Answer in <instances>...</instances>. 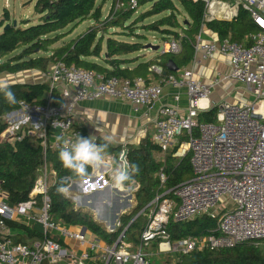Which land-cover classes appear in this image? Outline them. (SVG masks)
I'll use <instances>...</instances> for the list:
<instances>
[{
	"label": "built area",
	"instance_id": "obj_1",
	"mask_svg": "<svg viewBox=\"0 0 264 264\" xmlns=\"http://www.w3.org/2000/svg\"><path fill=\"white\" fill-rule=\"evenodd\" d=\"M139 1L115 0L113 13L125 8L133 10ZM200 1L205 5L206 22L231 20L239 8L246 11L258 31L248 38L250 45L228 39L202 41L200 32L193 57L178 71V76L172 74L149 83L142 78L105 79L100 74L57 61L43 75L50 90L58 94L60 103H20L19 110L4 117L6 130L0 136L13 142L32 135L39 140L44 154L48 150L58 153L57 135L75 141L80 134L72 118L78 103L107 99L127 104L137 112L151 109L160 100L164 87L177 92L185 90L184 115L176 107L162 106L156 111L153 123L152 141L163 154L185 145L190 155L191 179L175 188V201L164 198L158 205L163 195L154 200L158 209L142 229L137 249H133L124 232L118 237L122 238L116 248L115 244L101 248L98 239L84 229L66 227L52 220L47 192L54 174L44 167L34 183L30 200L10 207L5 204L6 194L0 191V264H86L87 261L151 264L152 254H145L143 250L156 242L159 254L187 255L193 251H218L264 241V0ZM180 50L179 41L159 45L160 54L175 55ZM216 57L227 62V72L216 75L211 82L196 79L195 68ZM149 72L157 78L164 74L158 65L151 66ZM226 84L242 86L249 99L241 95L235 103L222 101L212 106L209 100L214 89ZM173 99L178 103L180 94L175 93ZM212 107L217 108L215 122L198 123L199 113ZM122 153L117 162L120 165H123ZM108 176L110 179V172ZM159 180L164 183L163 173L159 174ZM36 195L42 197L40 209L33 201ZM199 216L217 219L216 235L170 240L166 232L170 219L183 223ZM21 220L39 224L44 239L30 245L14 243L13 230L5 222ZM119 227L117 220L108 232L113 233ZM48 233H54L62 241L76 242L82 252L76 256L64 245L47 238Z\"/></svg>",
	"mask_w": 264,
	"mask_h": 264
},
{
	"label": "trees",
	"instance_id": "obj_2",
	"mask_svg": "<svg viewBox=\"0 0 264 264\" xmlns=\"http://www.w3.org/2000/svg\"><path fill=\"white\" fill-rule=\"evenodd\" d=\"M37 0L33 11L38 17L36 25H28L23 21L22 26L13 27L10 23L8 11L3 10L0 16V75H16L22 72L36 71L45 73L50 65L62 61L66 66H73L89 72L102 75L105 79L116 78L132 80L142 78L145 82L151 66L158 65L164 70L160 80L173 73L167 72L165 66L172 61L177 68L186 67L192 57L196 37L203 29L215 34L219 40L228 39L237 44L250 45L248 38L258 31L252 23L248 13L242 8L231 20H204L205 5L202 1L192 0H140L135 9L118 10L113 13L115 0H111L109 14L102 17V6L106 0ZM151 4V16L163 14L156 21L142 26V31L155 33L161 42L179 41L181 50L178 54H160L154 51V57L148 61L138 56L144 47V37L135 33V21H141L142 15L133 23L139 7ZM185 14L183 23L179 24V11ZM90 21L92 26L61 46L57 44L70 36L83 22ZM5 24L10 27L4 30ZM27 26V27H26ZM24 27V28H22ZM120 29V32H111ZM131 36L133 41H125L118 37ZM117 37V38H115ZM149 45V44H147ZM159 46V45H158ZM15 93L16 105H9L0 94V136L6 130L4 117L20 109V103L30 105H57L60 98L55 91H51L47 82L32 84H9ZM217 108L198 115V123L215 122ZM79 136L88 137L84 129L76 128ZM195 134V132H194ZM102 143V141L100 142ZM125 161L128 165L139 166V174H133V181L137 190L133 193L135 206L119 217L120 227L109 233L101 223L95 220L93 214L82 208H75L74 204L64 196L58 194L56 187L62 177L71 173L64 169L58 159L57 152L43 150L39 140L32 135H25L20 141L9 142L0 137V191L6 194L5 204L14 207L30 200L34 183L43 168L53 172V180L48 188L49 214L52 220L63 226L79 227L93 235L107 246L115 244L121 233L133 248L139 246V235L151 216L150 210L157 211L158 205L164 198L173 201V192L176 187L191 179L189 164L190 155L177 157L174 150L168 154L160 151L152 140L146 138L137 147L125 148ZM124 151V150H123ZM115 159L118 161L121 150L117 149ZM91 175V168H89ZM163 173L165 181L160 183L159 174ZM88 176H85L82 181ZM163 195V196H162ZM162 196L161 198H159ZM159 198L158 205L153 203ZM33 201L38 209L42 206V197L36 195ZM100 198L94 204H99ZM151 204V205H150ZM89 205H92L90 202ZM155 207V208H154ZM5 222L13 230L14 243L30 245L35 241H42V228L35 221ZM217 219L208 216H199L190 221L177 223L172 219L168 222L166 232L170 240L176 241L185 238H199L216 235ZM47 238L63 245L60 238L54 233H48ZM157 245V242L154 243ZM176 264H264V241L258 243H243L231 249L218 251H193L187 255H174ZM166 262V261H165ZM93 264H103L97 261ZM109 264H113L110 261Z\"/></svg>",
	"mask_w": 264,
	"mask_h": 264
},
{
	"label": "crops",
	"instance_id": "obj_3",
	"mask_svg": "<svg viewBox=\"0 0 264 264\" xmlns=\"http://www.w3.org/2000/svg\"><path fill=\"white\" fill-rule=\"evenodd\" d=\"M69 37L70 36L61 40L57 44V46H61L65 42L69 41L70 39L67 40V38ZM200 39L202 41H215L216 39H218V37L215 34H212L210 31L203 29L200 35ZM150 59H147L144 61H148ZM182 69L183 68L181 69L178 68V71H181ZM226 72H227V62L223 58L216 57L215 60L204 62L200 66L196 67L194 71V74H195L194 77L204 82H211L212 80H214L216 75L225 74ZM34 73H39V72H34ZM178 73L179 72H176L173 74L175 76H178ZM147 79L149 80V82L158 81L153 75H149ZM24 83L32 84V83H37V82L35 81L31 82L27 80V81H24ZM233 87H235V85H232V84H226L219 88L216 87L213 91V94L210 97V100H209L210 104L213 105L219 102V100H224L226 94H230V92L233 90ZM175 93L180 94V100L178 103H176L173 99ZM186 101L187 100H186L185 90H180L177 92L176 90L171 89L169 87H164L163 94L160 100L157 103H155L151 109H141L137 112L133 111L131 107L127 104H123V103L116 102V101H110L107 99H100V100L92 101V102L78 103L75 106L74 111L72 113L74 127L77 129L78 128L84 129L88 137L90 136L95 137L97 144H99L101 141L103 142L104 136L111 135L113 137L114 143L108 148V150L111 149L112 151H116V153L115 155H112L110 153L106 154L105 166H102L101 168L95 169V170L91 168L92 170L91 175L87 179H84L82 181H77L76 183L71 184L69 187L71 189H74V192H80V191L86 190L87 184L90 182L99 183L100 186L102 185V183L104 184L103 179H105V177L109 178L108 174L111 168L115 166V164H117L115 162H118L115 159V156L118 154L117 149H120L121 152H123V150H125L127 146L137 147L139 143L146 138H149L150 140H152V136L154 133L153 123H154V119L156 117V111L158 110V108L162 106L176 107L178 109L179 114L184 115L185 109H186ZM174 150H176L175 151L176 153L174 155L177 156L178 150L177 149H174ZM174 150H171L165 154L173 152ZM105 186L106 187L104 190H110V185H105ZM121 189L122 188L120 187V191H119L117 187L113 186L112 188V190L116 191V194L118 196H121L123 195V193H125ZM135 189L137 190V185L134 188V190ZM83 193L84 194L82 195V197H75V198H79V199L89 198L90 199L97 195H103L96 191H93L92 193H89V194H86L85 191ZM110 197L112 200L111 203L110 201H105V204L108 205L107 207L110 208L108 212L105 209L106 205L105 206L102 205L103 199H101V202H99V204L93 203V207L95 208L96 211L99 212L98 221L106 220L109 215L113 216V212H116V211L118 212V210L122 208L120 203L117 204L116 202H114V201L119 200L120 197H117L115 195H111ZM127 198H129V196ZM121 214H119L117 218L115 217L116 220L119 221V217ZM115 218L112 217L111 223H113ZM23 222H25V220H23ZM101 224L104 225L102 222ZM13 235H14V232H13ZM62 242H63L64 247L70 252H72L73 254H75L76 256H79L80 253L82 252V247H80L76 242H72L68 240H65ZM99 246L101 248L108 247L102 241H99ZM151 247L153 248L154 251L153 253H149V254H152L155 257L162 256V254L158 253L156 244H153L149 248ZM86 264H93V262L87 261Z\"/></svg>",
	"mask_w": 264,
	"mask_h": 264
},
{
	"label": "rangeland",
	"instance_id": "obj_4",
	"mask_svg": "<svg viewBox=\"0 0 264 264\" xmlns=\"http://www.w3.org/2000/svg\"><path fill=\"white\" fill-rule=\"evenodd\" d=\"M5 1H6V3H5ZM36 1L37 0H0V16H1L3 10L6 9L8 11L11 24H13L15 22L16 26H22L21 23L23 21H28L27 26L36 25L39 22L38 17L34 14V11H33V8H34ZM97 2L100 3L101 0H98ZM110 5H111V0H106L105 3L103 4V6H102V17H103V19L108 16L109 10H110ZM151 11H152L151 4H145L144 6L138 8L136 13L134 14L133 19L127 23V24H131V23H133V20L135 21L136 18H139L142 15H144V18L141 21H138L139 19H137V21H135L136 24L134 25L135 33L142 35L145 39L144 41H142L144 46L147 44H151L154 46L162 44L161 39H160L161 37L159 35H157L155 33L145 32V31H142V29H141L143 25H147L149 23H152V22L156 21L157 19H159L163 16V14L157 15V16H151V15H149V12H151ZM185 17H186L185 14H183L180 10L179 15L177 16V21L179 22V24L183 23V19H185ZM6 25L7 24H5V26ZM92 25H93V23H91L90 21L83 22L70 35V37L67 38V40L76 37L77 35H79L83 31H85L88 27H90ZM22 28H24V27H22ZM111 32H120V29H113ZM115 38H117V37H115ZM118 39L129 41V42L133 41L131 36H129V37L128 36L118 37ZM138 56L140 58H143V60H147V59L154 57V51L146 50L144 47V49L138 53ZM34 72H36V71H34ZM34 72L33 71L22 72V73H19L16 75L3 74L0 76L6 77L8 84L24 83V81H27V80L31 81V82H34V81L35 82H45V77L43 75L44 73H40V72L34 73ZM241 95L244 98L249 99L244 92V88L240 85H236L235 87H233V90L230 92V94H226L225 99L219 100V102L224 101L227 103H233V102L235 103L237 101L236 99ZM212 106H214V104ZM2 139L6 140L5 138H2ZM109 153L112 155H115L116 151H112L111 149H109L107 151V154H109ZM186 154H187V148L185 145H183L182 147L179 148V150L177 152V156L181 158V157L185 156ZM115 163H117V162H115ZM103 180H104V184L102 183L101 186L99 185V183H91L90 182L87 184L86 190H84L86 192V194H89V193H92L93 191H96V192L101 193L103 195H97V196H94L90 199L89 198L79 199V198H75V197H82V195L84 194L83 193L84 191L74 192V189H71L69 187L68 192L64 193V196L67 197L74 204L75 208H82V209H85L86 211H89L91 214H93L96 221L99 220L98 219L99 218V212L96 211L95 208L93 207V203H94L95 199H97L98 197L100 199H103L102 205L105 206L106 205L105 201H110V203H111V201H112L111 197H110L111 195H115L117 197H120L119 200L114 201V202H116L117 204L120 203L122 208H120L118 210V212L117 211L113 212V216L109 215L106 220L98 221L99 223L102 222L104 224L103 227L108 231L112 225V223H111L112 217L115 218L123 212L130 211L135 206V202L133 200V193L135 191L134 188L136 187V185L133 183L131 185L122 186L121 187L122 191H124L125 193H123V195H121V196H118L116 194V191L112 190L113 184L111 182V179L105 177V179H103ZM105 185H110V190H104L106 187ZM118 189H120V187ZM128 196H129V198H127ZM90 202H92L91 206H89ZM107 206L108 205L105 206V209L108 212L110 208ZM127 206H129V207H127ZM89 208H91L93 211ZM114 209H116V208H114ZM150 212L154 213L153 208L150 210ZM113 226H115V223L113 224ZM90 241L92 242V240H90ZM153 251L154 250L152 247L143 250V252L145 254L153 253ZM149 262L151 264H176L174 254H172V253H166V254H162V256H156V257L154 255H152L151 257H149Z\"/></svg>",
	"mask_w": 264,
	"mask_h": 264
},
{
	"label": "clouds",
	"instance_id": "obj_5",
	"mask_svg": "<svg viewBox=\"0 0 264 264\" xmlns=\"http://www.w3.org/2000/svg\"><path fill=\"white\" fill-rule=\"evenodd\" d=\"M0 94L9 105H16L15 93L7 82V78L0 76ZM60 145L58 159L64 169L71 175L62 177L56 187L58 194L67 193L69 186L89 175V168L99 169L105 166V157L108 148L114 143L111 135L104 136L103 142L97 144L95 137L77 136L75 141L65 138L62 135L55 137ZM139 166L136 164L120 165L115 164L110 170V179L114 187H122L133 181V174H139Z\"/></svg>",
	"mask_w": 264,
	"mask_h": 264
},
{
	"label": "water",
	"instance_id": "obj_6",
	"mask_svg": "<svg viewBox=\"0 0 264 264\" xmlns=\"http://www.w3.org/2000/svg\"><path fill=\"white\" fill-rule=\"evenodd\" d=\"M12 26H13V27H16V23L14 22V23L12 24ZM8 27H10L9 24H7L6 26H4V30L7 29ZM145 49H146V50H150V51H159V46H158V45L154 46V45L149 44V45H146V46H145ZM165 68H166L167 72H169V73H176V72H178V68H177V66H176L172 61H168L167 64H166V66H165ZM12 84H13V83H12ZM125 156H126V150L123 151V153H122V155H121V158H120V161L123 163V165H128V164L126 163V161H125ZM116 218H117V217H116ZM116 218L114 219L111 228H114L113 224L117 221ZM121 238H122V237H121ZM121 238H119V239L117 240V242L115 243V248H116V246L118 245V243H119V241H120ZM115 248H114V249H115Z\"/></svg>",
	"mask_w": 264,
	"mask_h": 264
},
{
	"label": "bare ground",
	"instance_id": "obj_7",
	"mask_svg": "<svg viewBox=\"0 0 264 264\" xmlns=\"http://www.w3.org/2000/svg\"><path fill=\"white\" fill-rule=\"evenodd\" d=\"M226 15H228V12H226ZM164 247V246H163Z\"/></svg>",
	"mask_w": 264,
	"mask_h": 264
},
{
	"label": "snow or ice",
	"instance_id": "obj_8",
	"mask_svg": "<svg viewBox=\"0 0 264 264\" xmlns=\"http://www.w3.org/2000/svg\"><path fill=\"white\" fill-rule=\"evenodd\" d=\"M262 23H264V21H262Z\"/></svg>",
	"mask_w": 264,
	"mask_h": 264
}]
</instances>
